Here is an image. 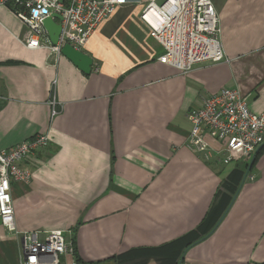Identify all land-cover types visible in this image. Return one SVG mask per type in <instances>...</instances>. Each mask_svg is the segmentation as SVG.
<instances>
[{"label":"crops","instance_id":"0c3cea01","mask_svg":"<svg viewBox=\"0 0 264 264\" xmlns=\"http://www.w3.org/2000/svg\"><path fill=\"white\" fill-rule=\"evenodd\" d=\"M146 1L94 31L89 74L25 46L26 25L0 6V150L50 138L22 163L30 181L13 186L16 228L74 231L85 264H264V151L246 173L241 157L219 164L186 144L189 109L223 88L264 112V0H213L226 60L186 74L159 61ZM21 259L22 239L0 221V264Z\"/></svg>","mask_w":264,"mask_h":264},{"label":"built area","instance_id":"2783aa9c","mask_svg":"<svg viewBox=\"0 0 264 264\" xmlns=\"http://www.w3.org/2000/svg\"><path fill=\"white\" fill-rule=\"evenodd\" d=\"M158 1L144 2L141 18L164 48L159 61L186 74L199 64L226 60L213 0ZM128 4V0H0V6L12 5L26 25L22 43L31 49L45 48L52 55L60 54L66 44L83 51L94 31ZM53 13L62 16L56 45L43 25ZM49 104L52 116L60 112L54 89ZM187 116L192 124L187 146L206 159L214 157L219 164H229L240 157L248 162L264 144V112L254 113L238 89L223 88L207 96L201 104L191 107ZM49 144L48 134H38L0 150V221L22 239L21 264H83L76 258L74 243L66 231L16 228L13 186L31 179L30 170L22 163Z\"/></svg>","mask_w":264,"mask_h":264},{"label":"water","instance_id":"95a60500","mask_svg":"<svg viewBox=\"0 0 264 264\" xmlns=\"http://www.w3.org/2000/svg\"><path fill=\"white\" fill-rule=\"evenodd\" d=\"M60 20H62V16L60 14L53 13L52 15L46 17L43 21V25L48 31L50 40L54 45L58 43L62 30ZM61 53L70 59L84 73L89 74L92 71L93 58L84 51L78 50L70 44H66L62 47Z\"/></svg>","mask_w":264,"mask_h":264},{"label":"trees","instance_id":"16d2710c","mask_svg":"<svg viewBox=\"0 0 264 264\" xmlns=\"http://www.w3.org/2000/svg\"><path fill=\"white\" fill-rule=\"evenodd\" d=\"M9 7L15 11V8L12 6V5H9ZM264 151V144L262 146L259 147V149L257 150V152L255 153V155L252 157V159L248 162H243V161H240V162H237L238 164H242L243 167V172H250L252 167L254 166L255 164V161L257 160V158L259 157V155ZM225 184V183H224ZM213 210H214V207L212 206L210 211L208 212L205 220L203 221L202 225H206L208 222H210L211 220V217L213 215ZM217 222V221H216ZM215 222V223H216ZM214 225V224H213ZM212 229H209L207 230L206 232H204L202 235L198 236V237H195L194 239H192L191 241H189L187 243V247L193 245L194 243L204 239L205 237H207L210 233H211ZM72 241L74 243V246H75V235H74V231H73V236H72ZM75 255H76V258L78 259V261L82 262L83 264H85L82 259L79 257V255L77 254L76 252V248H75Z\"/></svg>","mask_w":264,"mask_h":264},{"label":"rangeland","instance_id":"374dc122","mask_svg":"<svg viewBox=\"0 0 264 264\" xmlns=\"http://www.w3.org/2000/svg\"><path fill=\"white\" fill-rule=\"evenodd\" d=\"M158 2H161V0H159ZM141 7L143 8V6L141 5Z\"/></svg>","mask_w":264,"mask_h":264}]
</instances>
